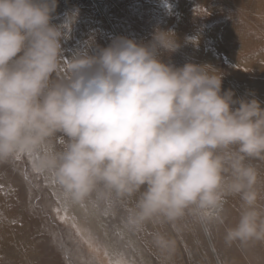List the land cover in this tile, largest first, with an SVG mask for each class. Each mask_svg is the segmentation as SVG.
<instances>
[{"label": "clouds", "instance_id": "1", "mask_svg": "<svg viewBox=\"0 0 264 264\" xmlns=\"http://www.w3.org/2000/svg\"><path fill=\"white\" fill-rule=\"evenodd\" d=\"M57 0H0V164L33 157L60 201L118 231L159 225L165 262L177 231L223 228L226 246L264 245V106L223 91L212 65L165 63L171 29L148 44L116 37L64 55L78 13L53 24ZM238 201L234 223L228 204Z\"/></svg>", "mask_w": 264, "mask_h": 264}, {"label": "rangeland", "instance_id": "2", "mask_svg": "<svg viewBox=\"0 0 264 264\" xmlns=\"http://www.w3.org/2000/svg\"><path fill=\"white\" fill-rule=\"evenodd\" d=\"M105 2L106 20L69 2L58 3L53 24L61 25L78 13L62 42L68 59L89 44L107 47L120 36L148 44L157 28L171 29L179 42L181 30H187L185 36L194 30L197 49L188 45L183 52L180 48L162 52L160 58L176 67L212 65L224 73L223 81L236 82V98H256L264 106V0H179L175 4L181 6V15L171 8L174 0ZM0 219L4 239L19 236L7 247L18 251V257L0 256V264H90L95 257L98 264H113L112 259L123 254L120 217L93 216L77 207L69 210L34 158L26 155L0 164ZM169 232L174 236L173 230ZM134 242L139 245L138 239ZM211 250L214 253L212 246ZM177 252L170 264H188L186 249L179 246Z\"/></svg>", "mask_w": 264, "mask_h": 264}, {"label": "bare ground", "instance_id": "3", "mask_svg": "<svg viewBox=\"0 0 264 264\" xmlns=\"http://www.w3.org/2000/svg\"><path fill=\"white\" fill-rule=\"evenodd\" d=\"M178 1L179 0H174L172 4L173 6L171 7L174 11V14L176 13L175 15H181L183 11L180 5L175 4ZM186 32L187 30L185 29L181 30L180 34L178 33L181 37L179 43L181 45L180 51L182 52L185 49L187 50L188 45H192L188 48H192L193 46H195L197 49V34H195V31L193 30V32L191 31L190 35L185 36ZM235 85H237L236 82H234L231 78H227L225 81H223V91L231 90L235 93ZM256 163H258L262 168H264V162ZM238 206L239 205L237 200L233 199L229 201V224L235 222L238 212ZM70 208L71 207H69V210ZM0 221H3V219H0ZM156 227L158 229H156ZM160 229L161 226L159 225L149 224L146 226L143 232L135 234H122L121 238H123V259L127 260L129 264H152V262L155 261H158V264H170V260L165 262L164 257L161 256L159 251L154 248L151 243V233ZM162 230L165 231L172 239L175 240V249L173 252L175 255L178 254L177 247L179 246L181 248L183 247V249L185 248L186 251L190 254L188 256V264H264V245L255 244L246 248H241L235 245L231 247L226 246L223 241V228H220L219 230H214L209 234H205L202 230L195 226L186 227L180 231H177L172 226L165 225L163 226ZM170 230H173L174 236L171 235V233L169 232ZM18 238L19 236H16L8 242L7 239H4V231L0 229V247L2 249L1 251H3H0L1 257H7L11 259L18 257V251H16L15 249L7 248L9 247L8 244L10 242L15 243L17 242ZM134 239L139 240V245L141 248L138 244L136 245ZM211 246L215 254L212 253ZM183 257L185 256L183 255ZM212 258L214 259V263ZM120 259L121 257L114 258L112 259V263L116 264V262ZM98 263L99 262L95 257L94 260H91L90 264Z\"/></svg>", "mask_w": 264, "mask_h": 264}, {"label": "built area", "instance_id": "4", "mask_svg": "<svg viewBox=\"0 0 264 264\" xmlns=\"http://www.w3.org/2000/svg\"><path fill=\"white\" fill-rule=\"evenodd\" d=\"M63 2H69L79 10L90 12L97 19H108V9L105 0H57V3Z\"/></svg>", "mask_w": 264, "mask_h": 264}, {"label": "snow or ice", "instance_id": "5", "mask_svg": "<svg viewBox=\"0 0 264 264\" xmlns=\"http://www.w3.org/2000/svg\"><path fill=\"white\" fill-rule=\"evenodd\" d=\"M116 264H129V262L127 260L123 259V257H121V259L119 261H117Z\"/></svg>", "mask_w": 264, "mask_h": 264}]
</instances>
